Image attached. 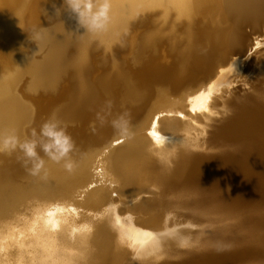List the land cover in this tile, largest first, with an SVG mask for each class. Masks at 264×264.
I'll return each mask as SVG.
<instances>
[{"label": "bare ground", "instance_id": "obj_1", "mask_svg": "<svg viewBox=\"0 0 264 264\" xmlns=\"http://www.w3.org/2000/svg\"><path fill=\"white\" fill-rule=\"evenodd\" d=\"M58 8L62 22H56ZM40 12L49 14L48 27L38 25ZM262 21L264 0H111L106 28L86 32L63 0H0V133L15 131L23 140L27 138L23 124L38 116L41 123L50 112L66 128L65 119L82 111L80 98L93 89L86 73L93 42L113 56L115 68L121 62L113 49L124 45L122 37L135 25L143 30L145 46L154 55L143 54L136 61L142 70H149L150 77L134 95L138 117L132 123L138 125L143 116L156 114L144 125L148 149L137 146L111 161L112 148L104 155L97 151L99 136H75L68 129L73 148L62 159L72 162L51 164L34 174L31 161L19 149L0 152V264H59L62 258L76 255L92 264L96 256L101 264L105 260L126 264V256L148 257L159 247L160 236L182 228L183 220L175 210L183 203L165 193L166 173L177 161V141L199 142L232 104L242 105L253 97L246 94L239 101L238 96L264 89V42L242 78L241 89L233 87L222 69L230 40L247 25L262 34ZM32 34L35 42L23 48ZM162 60L169 69L162 68ZM71 67L76 71L68 74L71 85L61 86ZM163 72L168 74L157 76ZM26 77L28 81L21 85ZM109 81L106 78L104 85ZM60 86L63 91L58 95L66 98L63 103L53 104L57 94L39 96L41 91L58 92ZM200 93L211 94L207 111L193 110ZM167 95L171 101L161 104ZM70 103L73 107L68 108ZM252 110L257 119L251 125L263 130L264 108ZM171 120L176 127L164 125ZM37 152L44 161L50 160L39 144ZM86 168L90 177L68 191ZM66 192L70 194L63 197ZM88 194H102L103 199L91 202L86 200ZM141 210L155 212L159 219H142L137 215ZM209 211L215 219L229 215L222 206ZM246 228H264V222L255 219Z\"/></svg>", "mask_w": 264, "mask_h": 264}, {"label": "water", "instance_id": "obj_2", "mask_svg": "<svg viewBox=\"0 0 264 264\" xmlns=\"http://www.w3.org/2000/svg\"><path fill=\"white\" fill-rule=\"evenodd\" d=\"M39 18L41 21L38 25L42 28L48 27L52 22L49 14L44 12H40ZM262 24L264 27L263 21ZM249 26H245L243 33L228 43L229 57L222 67L228 80L237 89L243 87L242 78L247 75L255 52L264 42V32H253ZM139 28L135 25L129 35L122 37L124 45L114 47V57L121 62L115 68L111 54H105L103 48L92 46L86 73L93 89L80 98L82 111L70 112V115L77 113L70 116V119H65L66 129L71 135L93 138L99 136L95 141H98L97 151L102 155L112 148L109 161L137 146L148 149V129L144 125L146 121L151 123L156 115L150 113L142 117L140 124L132 123L138 117L134 109L138 102L134 95L141 92L139 84L147 82L150 77L149 70H142L140 62L136 61L144 58L143 54L154 55L152 49L146 48L143 30L140 31ZM34 36L36 34L25 38L23 48L35 42ZM162 61V68L169 69L168 63ZM163 73H156L151 78L168 74ZM68 74L76 75L75 69L68 68L67 75L62 77L61 86L71 85ZM106 78L110 81L104 85ZM27 81L28 77L24 78L21 85H25ZM62 91L63 89L58 92L41 91L39 96L44 98L57 94L53 99V104L56 105L66 101L65 97L58 95ZM261 92L264 95L263 88L248 90L238 98ZM76 93L80 97L77 91ZM169 96L171 95L162 98L161 104L170 102ZM23 100L27 103L25 98ZM241 100L244 99L239 101ZM242 102V105L237 102L232 104L226 113L214 121L199 142L191 144L183 138L177 141L178 146L174 152L177 161L166 173L165 193L172 201L177 203L178 198L183 203V206L175 210L183 220L180 224L182 228L160 236L159 247L152 255L138 259L126 256V264H264V228H246L252 220L260 219L264 222V128H253L257 119L252 116V108H255L253 101L245 99ZM72 105L70 103L67 107ZM50 113L43 117L41 123L38 116V119L23 124L27 138L32 137L33 130L38 132L39 124L53 116ZM164 125L176 127L173 120ZM251 127L253 130H250ZM245 128L247 132H244ZM60 162L72 160L50 159L45 161L42 168ZM88 177L90 174L86 168L82 172V179L72 183L68 191L75 189L77 183H84ZM67 194L70 192H66L63 197L68 196ZM102 199V194L86 196V200L91 202ZM220 206L229 215L215 219L214 215L212 217L210 213L207 214L209 209ZM137 215L142 219H159V214L148 210L137 211ZM187 217H191L190 223L186 222ZM246 222L248 223L244 225Z\"/></svg>", "mask_w": 264, "mask_h": 264}, {"label": "clouds", "instance_id": "obj_3", "mask_svg": "<svg viewBox=\"0 0 264 264\" xmlns=\"http://www.w3.org/2000/svg\"><path fill=\"white\" fill-rule=\"evenodd\" d=\"M67 10L75 15L78 25L86 32H99L106 28L111 11V0H63ZM57 14L60 13L58 8ZM37 136L40 139H37ZM45 142L40 143V140ZM43 149L47 156L59 161L73 148L71 136L61 122L53 117L46 120L40 127L39 133L35 130L31 138L21 140L15 131L0 133V152H11L19 149L27 161H31V171L35 174L44 166L45 161L40 158L37 146Z\"/></svg>", "mask_w": 264, "mask_h": 264}, {"label": "rangeland", "instance_id": "obj_4", "mask_svg": "<svg viewBox=\"0 0 264 264\" xmlns=\"http://www.w3.org/2000/svg\"><path fill=\"white\" fill-rule=\"evenodd\" d=\"M63 9H64V7H63ZM224 11V8L222 7L221 8V11L220 12H223ZM61 13H59V15H60ZM57 17H58V19H57V21L56 22H62L63 21V18H62V16L60 15V16H58V14L56 15ZM61 17V18H60ZM61 19V20H60ZM179 23H181V22H179ZM229 29H230V27H229ZM96 42H93V44H92V46H94V47H96V48H102L101 46H97V44H95ZM106 54V53H105ZM263 84V83H262ZM262 95V94H261ZM259 95V97H255V96H253L252 97V105H253V107H255L256 109L257 108H264V95ZM254 99V100H253ZM255 108H252V109H255ZM78 223V222H77ZM107 247H105L104 249H106ZM111 251H112V248H111ZM107 256V255H106ZM86 260V259H85ZM85 260H83L82 258H80L78 255H76L75 257H72V259H67V258H62L60 261H59V264H69V262H71V261H76V264H92V263H90L89 261L88 262H85ZM92 260H93V262L94 261H97L96 263H93V264H101V263H99L100 262V257H92ZM109 263V260L108 261H102V264H108ZM53 264H58V263H53Z\"/></svg>", "mask_w": 264, "mask_h": 264}, {"label": "snow or ice", "instance_id": "obj_5", "mask_svg": "<svg viewBox=\"0 0 264 264\" xmlns=\"http://www.w3.org/2000/svg\"><path fill=\"white\" fill-rule=\"evenodd\" d=\"M196 100L199 101L198 105L196 108L193 110H201V111H207L208 110V102L211 99V94H205V93H200L197 97H195ZM153 135H156L153 133ZM53 215L52 212L48 213V216L51 217ZM118 219V218H117ZM53 227H56V224L53 223ZM146 235H151V233H146ZM53 243L55 244L56 242L53 240ZM69 264H76V261H71Z\"/></svg>", "mask_w": 264, "mask_h": 264}]
</instances>
